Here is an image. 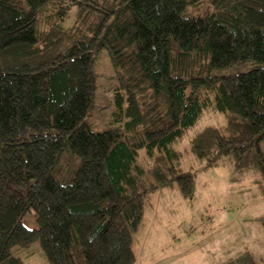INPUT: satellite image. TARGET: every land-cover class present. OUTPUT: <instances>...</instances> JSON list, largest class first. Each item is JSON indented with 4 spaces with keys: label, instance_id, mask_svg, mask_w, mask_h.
Listing matches in <instances>:
<instances>
[{
    "label": "trees",
    "instance_id": "trees-1",
    "mask_svg": "<svg viewBox=\"0 0 264 264\" xmlns=\"http://www.w3.org/2000/svg\"><path fill=\"white\" fill-rule=\"evenodd\" d=\"M101 50L126 121L98 132L86 121ZM210 106L227 124L192 152L258 166L264 193V0H0V264L35 244L49 264H134L147 195L176 183L193 198L174 146Z\"/></svg>",
    "mask_w": 264,
    "mask_h": 264
},
{
    "label": "rangeland",
    "instance_id": "rangeland-1",
    "mask_svg": "<svg viewBox=\"0 0 264 264\" xmlns=\"http://www.w3.org/2000/svg\"><path fill=\"white\" fill-rule=\"evenodd\" d=\"M254 66L238 64L213 70L212 75L236 74ZM93 72L94 109L87 124L98 132L124 128L126 119L116 120V81L106 50L96 54ZM226 124V115L210 106L175 144L181 154L180 169L194 173L193 198H185L176 183L147 195L144 220L133 239L134 264H248L240 261L241 257L264 264V193L259 167L239 169L231 156L210 164L199 160L191 150V140L204 129H223ZM262 149L264 152L263 143ZM77 161L73 162L74 170L80 163ZM139 162L147 167V160L141 157ZM63 167L56 177L67 183L72 173L66 165ZM23 223L30 229L38 227L33 212L24 217ZM15 254L24 264H49L38 244L16 249Z\"/></svg>",
    "mask_w": 264,
    "mask_h": 264
},
{
    "label": "water",
    "instance_id": "water-1",
    "mask_svg": "<svg viewBox=\"0 0 264 264\" xmlns=\"http://www.w3.org/2000/svg\"><path fill=\"white\" fill-rule=\"evenodd\" d=\"M91 79H92V82H94V78H93V75H91Z\"/></svg>",
    "mask_w": 264,
    "mask_h": 264
}]
</instances>
